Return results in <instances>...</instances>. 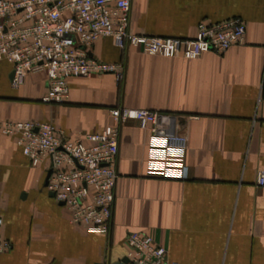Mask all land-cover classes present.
I'll return each instance as SVG.
<instances>
[{
    "label": "crops",
    "instance_id": "obj_1",
    "mask_svg": "<svg viewBox=\"0 0 264 264\" xmlns=\"http://www.w3.org/2000/svg\"><path fill=\"white\" fill-rule=\"evenodd\" d=\"M239 17L246 38L223 54L166 58L113 37L91 54L123 62L113 74L70 80L62 104L45 103L44 72L13 86V66L0 61V124L45 121L79 137L108 125L115 107L149 109L175 117L188 138L186 177L149 172L152 133L131 120L121 129L118 181L108 234L70 221L46 188L49 163L33 166L15 137L0 129V214L12 249L4 264H118L130 232L151 235L177 264H264V0H132L131 32L193 37L202 21Z\"/></svg>",
    "mask_w": 264,
    "mask_h": 264
},
{
    "label": "built area",
    "instance_id": "obj_2",
    "mask_svg": "<svg viewBox=\"0 0 264 264\" xmlns=\"http://www.w3.org/2000/svg\"><path fill=\"white\" fill-rule=\"evenodd\" d=\"M132 0H0V61L13 66V86L32 73L44 72L45 103L62 104L70 96V80L113 74L124 77L123 62H105L90 52L93 44L113 37L121 49L132 46L166 58L196 59L206 52L223 54L244 42L246 22L239 17L211 23L202 21L193 37H167L130 31ZM111 122L94 132L72 137L52 122L6 121L3 133L16 143L33 166L46 160L53 173L46 186L66 207L70 221L91 232L108 234L112 224L121 129L131 120L150 129L154 148L149 172L169 179L186 177L188 138L176 132L175 117L168 113L129 107L110 110ZM264 186V171L257 174ZM0 214V255L12 249L4 237ZM125 259L118 264H177L165 246L151 235L130 232ZM0 264H4L1 263Z\"/></svg>",
    "mask_w": 264,
    "mask_h": 264
},
{
    "label": "water",
    "instance_id": "obj_3",
    "mask_svg": "<svg viewBox=\"0 0 264 264\" xmlns=\"http://www.w3.org/2000/svg\"><path fill=\"white\" fill-rule=\"evenodd\" d=\"M13 77H14V71H12L11 74H10V78H11V80L13 79ZM52 173H53V169H50V170L48 171V175H47V178H46V186H47V184H48V182H49V180H50V177H51ZM51 196H54V194L51 193ZM61 204H62V203H61ZM124 261H126V259H125Z\"/></svg>",
    "mask_w": 264,
    "mask_h": 264
}]
</instances>
